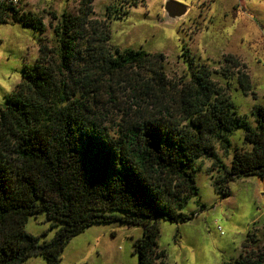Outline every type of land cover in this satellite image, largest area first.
Returning a JSON list of instances; mask_svg holds the SVG:
<instances>
[{"label":"trees","instance_id":"1","mask_svg":"<svg viewBox=\"0 0 264 264\" xmlns=\"http://www.w3.org/2000/svg\"><path fill=\"white\" fill-rule=\"evenodd\" d=\"M93 2L79 0L76 12L60 18L51 14L55 24L49 21L46 40L41 16L0 1V24L18 23L41 35L34 64L24 66L0 108V264L33 256L58 264L71 238L90 225L114 222L143 228L133 243L138 264H166L156 222L192 217L181 209L197 195L196 158L210 159L212 170L224 172L213 181L223 197L233 179L264 180V106L253 107L250 126L229 94L235 81L255 97L245 64L226 54L217 69H208L190 56L188 76L171 80L164 55L110 44L108 22L116 9L108 6L106 19L99 20ZM118 90L128 100L122 109ZM108 106L120 113L112 129L103 124ZM237 129L246 146L234 150L227 170L215 148L227 153ZM40 214L58 227L42 242L24 230L27 218ZM245 242L257 240L248 234ZM224 264H264V249L243 251Z\"/></svg>","mask_w":264,"mask_h":264},{"label":"rangeland","instance_id":"2","mask_svg":"<svg viewBox=\"0 0 264 264\" xmlns=\"http://www.w3.org/2000/svg\"><path fill=\"white\" fill-rule=\"evenodd\" d=\"M1 1V0H0ZM79 0H20L25 12L41 16L46 25L43 38L51 39V14L77 11ZM169 1L185 13L169 18L163 8ZM125 0H94V18L105 20L107 7L114 11L108 22L110 44L120 51L141 50L162 54L164 73L176 80L190 73L189 64L208 65L217 69L223 55L236 56L246 66L251 91L245 95L235 81L230 83L233 109L250 126L254 106H264V0H144L136 6ZM126 11L125 15L120 12ZM39 32L20 24H0V108L20 82L24 66H32L38 55ZM188 50L190 54L184 51ZM218 81L221 76L213 75ZM117 107L128 103L124 90L115 92ZM117 107H109L103 124L112 129L120 118ZM227 153L216 144L217 158L228 170L236 148L246 145L241 129L229 137ZM212 160L204 157L193 162L197 195L181 209L185 222L158 220L157 246L165 252L166 264H224L234 261L243 251L264 249V180L256 176L241 177L227 183L229 195L223 197L213 181L224 172L212 170ZM220 228V231L217 229ZM25 232L50 240L58 227H52L44 215L30 216ZM142 227L121 223L93 224L70 239L62 250L58 264H138L133 243L142 237ZM256 239L246 245L247 235ZM246 247V248H245ZM21 264H46L33 256Z\"/></svg>","mask_w":264,"mask_h":264},{"label":"water","instance_id":"3","mask_svg":"<svg viewBox=\"0 0 264 264\" xmlns=\"http://www.w3.org/2000/svg\"><path fill=\"white\" fill-rule=\"evenodd\" d=\"M163 10L169 18L180 17L185 13V9H183L182 11H179V9L173 3L169 1H167L164 4Z\"/></svg>","mask_w":264,"mask_h":264},{"label":"built area","instance_id":"4","mask_svg":"<svg viewBox=\"0 0 264 264\" xmlns=\"http://www.w3.org/2000/svg\"><path fill=\"white\" fill-rule=\"evenodd\" d=\"M9 1H11L15 5H19L20 4V0H9ZM217 229L220 231L219 227H217Z\"/></svg>","mask_w":264,"mask_h":264},{"label":"crops","instance_id":"5","mask_svg":"<svg viewBox=\"0 0 264 264\" xmlns=\"http://www.w3.org/2000/svg\"><path fill=\"white\" fill-rule=\"evenodd\" d=\"M28 1H29V0H26V3H25L26 5H28ZM21 5H22V8H23V3H22ZM23 10H24V9H23ZM238 58H239V57H238Z\"/></svg>","mask_w":264,"mask_h":264}]
</instances>
